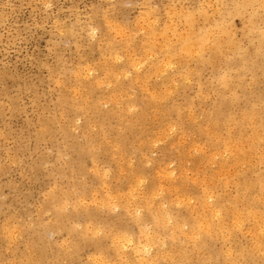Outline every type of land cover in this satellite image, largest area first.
<instances>
[{
	"label": "rangeland",
	"instance_id": "374dc122",
	"mask_svg": "<svg viewBox=\"0 0 264 264\" xmlns=\"http://www.w3.org/2000/svg\"><path fill=\"white\" fill-rule=\"evenodd\" d=\"M141 262L264 264V0H0V264Z\"/></svg>",
	"mask_w": 264,
	"mask_h": 264
},
{
	"label": "bare ground",
	"instance_id": "6f19581e",
	"mask_svg": "<svg viewBox=\"0 0 264 264\" xmlns=\"http://www.w3.org/2000/svg\"><path fill=\"white\" fill-rule=\"evenodd\" d=\"M146 29V28H145ZM215 44V43H214ZM198 48V50L197 51H200V48H202V47H197ZM183 50H185L186 52H190V47H189V45L188 44H184L183 45ZM196 51V52H197ZM153 53V52H152ZM197 54V53H196ZM195 54V55H196ZM200 56H202L201 54H200ZM165 58V57H164ZM168 59H170V58H168ZM168 64V63H167ZM170 65V64H169ZM90 73V72H89ZM146 89V88H145ZM130 112V111H129ZM192 113V112H191ZM258 135V134H257ZM255 139V138H254ZM227 141V140H226ZM217 151V150H216ZM208 200H209V198H208ZM205 201V200H204ZM210 204V203H209ZM138 210V209H137ZM191 211V210H190ZM163 216V215H162ZM200 217H202V216H200ZM198 218V217H197ZM170 219V218H169ZM203 221V220H202ZM201 222V221H200ZM203 222H205V221H203ZM206 223V222H205ZM201 224H203V223H200L199 224V226L197 225V227H198V230H200V229H203L202 227V225ZM209 225V224H208ZM202 226V227H201ZM210 226V225H209ZM205 228H206V226H205ZM261 229V228H260ZM192 235H194V234H192ZM196 236H198V232L196 233ZM193 238H195V237H193ZM147 239V238H146ZM172 250V249H171ZM137 251V250H136ZM142 251V250H141ZM146 251V250H145ZM148 252V251H147ZM138 254V253H137ZM157 255V254H156ZM136 257V256H135ZM154 257V256H153ZM165 257V256H164ZM121 258V257H120ZM145 258V257H144ZM122 260V259H121ZM142 261V260H141ZM151 261V260H150ZM142 263V262H141ZM157 263V262H156ZM119 264V263H118ZM143 264V263H142ZM148 264V263H147Z\"/></svg>",
	"mask_w": 264,
	"mask_h": 264
}]
</instances>
